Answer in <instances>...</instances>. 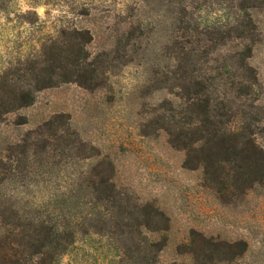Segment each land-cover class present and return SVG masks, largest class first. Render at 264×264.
I'll use <instances>...</instances> for the list:
<instances>
[{
    "label": "rangeland",
    "instance_id": "obj_1",
    "mask_svg": "<svg viewBox=\"0 0 264 264\" xmlns=\"http://www.w3.org/2000/svg\"><path fill=\"white\" fill-rule=\"evenodd\" d=\"M0 19L11 259L264 264V0H0ZM196 97L230 155L188 158Z\"/></svg>",
    "mask_w": 264,
    "mask_h": 264
},
{
    "label": "trees",
    "instance_id": "obj_2",
    "mask_svg": "<svg viewBox=\"0 0 264 264\" xmlns=\"http://www.w3.org/2000/svg\"><path fill=\"white\" fill-rule=\"evenodd\" d=\"M52 73L55 74L53 71L51 72V75L48 74L44 78L43 87H49L52 83ZM33 101L34 99L30 93H24L22 95V107L30 105ZM189 110L193 120L186 123V127L183 131L184 135L178 137L179 141L181 139L184 149L188 151V158L193 160L195 156H193L192 153L197 152L198 150L205 153L206 160L218 158L220 155H230V148L228 147V142L230 141L229 134L236 135V133L233 131H229V133L225 131L224 133V131L220 129L218 124L221 123V120L218 121L215 112L211 111V100H203L197 97L193 98L190 102ZM252 156L254 155L252 154ZM4 231L5 232L3 233L0 232V264H17V259H11L10 254V251H12V244L15 243L11 242L12 239L10 236L14 234L18 237V235H16L17 232L16 230L12 231L5 229ZM38 239L37 245L41 250H44L46 247H51L52 242H50L48 235L45 237H38ZM3 240H5L7 244H2ZM37 254L43 255L44 253L37 252Z\"/></svg>",
    "mask_w": 264,
    "mask_h": 264
},
{
    "label": "clouds",
    "instance_id": "obj_3",
    "mask_svg": "<svg viewBox=\"0 0 264 264\" xmlns=\"http://www.w3.org/2000/svg\"><path fill=\"white\" fill-rule=\"evenodd\" d=\"M21 3H23V0H21ZM38 11H42V10H38ZM0 22H2V19H0Z\"/></svg>",
    "mask_w": 264,
    "mask_h": 264
}]
</instances>
